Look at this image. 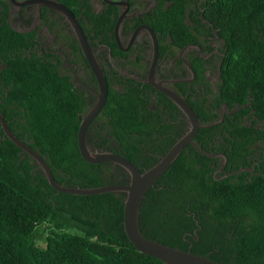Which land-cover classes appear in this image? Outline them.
<instances>
[{"label":"trees","instance_id":"obj_1","mask_svg":"<svg viewBox=\"0 0 264 264\" xmlns=\"http://www.w3.org/2000/svg\"><path fill=\"white\" fill-rule=\"evenodd\" d=\"M59 1L81 17L92 46L123 54L115 38L119 6L105 3L99 13L96 0ZM11 6L10 0H0V112L9 128L47 161L61 185L129 183L122 166L83 158L78 133L93 98L74 86L60 58L41 48L38 33L14 28ZM202 18L211 24L210 35L216 31L226 41L222 81L217 93L197 91L189 102L204 124L222 118L223 100L250 101L256 116L243 117L248 107L201 128L195 145L224 156L210 157L187 145L147 192L140 228L149 239L220 264H264V0H157L149 14L134 19V26L145 22L160 44L169 42L174 57L186 42L199 43ZM192 64L197 82L205 84L200 65ZM106 75L108 99L88 129L91 148L123 156L144 172L189 131L190 123L152 85L114 68ZM243 168L248 169L226 175ZM125 195L58 191L0 121V264H164L130 241ZM39 228L45 229V247L37 244Z\"/></svg>","mask_w":264,"mask_h":264},{"label":"flooded vegetation","instance_id":"obj_2","mask_svg":"<svg viewBox=\"0 0 264 264\" xmlns=\"http://www.w3.org/2000/svg\"><path fill=\"white\" fill-rule=\"evenodd\" d=\"M156 1L157 0H96L94 7L99 13L105 10V3H107L119 6L120 16L123 13L126 14L118 33L120 43L117 41V34L115 31L117 45L123 54L115 56L105 45H98L97 47L92 46L105 72L109 71L110 73L112 68H114L123 76L139 82H142L139 79H148L154 55L153 39L146 28L138 30L140 26L147 24L142 22L134 26V19L149 14L154 9ZM114 2L122 3L116 4ZM11 8V22L14 28L22 32L38 33L42 42L41 48L47 53L61 59V66L67 74L71 75L74 86L81 91L87 92L89 97L93 98V107L97 101L96 91H98V82L97 84L94 83L93 75L88 67L89 63L87 65L84 62L77 50L75 43H79V41L67 17L59 10L38 3L22 7L12 5ZM75 15L80 19L82 24L81 17L78 14ZM191 27L194 28V23H191ZM200 27L202 29L198 31L200 36L199 43L193 41L186 42L182 48L177 50V54L174 57L172 55L175 54V50L168 47L169 42L162 45L164 40L161 44L158 40L159 59L155 77L158 81H166L164 85L176 92H178L177 89H179L178 93L188 102V98H196L195 93L197 91H207L208 89V92L212 91L217 93L222 81L221 68L225 56L224 49L226 41L220 37L216 31L211 35L209 34L212 28L209 21L202 18L198 28ZM202 31H204V33H202ZM168 41H172V39L169 38ZM191 55L193 56L191 57ZM192 62H195L197 66L200 65L199 70L203 72L207 80L205 84L201 83V81L197 82V74ZM222 102L220 106L221 117L223 114H225V117L232 116L236 112L247 109L248 107L250 111L243 115V117L248 119L252 117L251 115H253V117L256 116L254 109H251L252 103L250 101L244 105H239L237 101H233V104H229L227 100H223ZM182 113V118L188 122L183 111ZM88 143L91 147V140L88 139ZM225 163L227 165V159ZM225 163L222 164L221 167H223ZM225 167L223 171H221L220 168V171L224 172ZM247 169L248 168H243L240 170L243 171ZM232 172H227L226 175L229 176L234 174Z\"/></svg>","mask_w":264,"mask_h":264},{"label":"water","instance_id":"obj_3","mask_svg":"<svg viewBox=\"0 0 264 264\" xmlns=\"http://www.w3.org/2000/svg\"><path fill=\"white\" fill-rule=\"evenodd\" d=\"M10 1L12 5H16L19 7L38 3L40 5L54 8L62 12L71 22L79 44L82 48V51L90 67L92 68L98 82V91H96L97 101L93 105V107L83 116L78 133V144L81 154L83 158L90 163H101L110 161L116 165L122 166L130 174V182L127 184H107L90 188L61 185L55 179L54 174L47 161L29 144L22 141L16 134L12 132L3 114L0 112V121L2 123L6 135L36 160V162L44 171L50 184L60 192L70 193L74 195H94L106 192H124L126 194L124 208L125 230L132 244H134V246L140 252L158 258L164 264H220L216 261H213L208 256L193 253L191 249L187 251L181 250L145 237L140 228V212L143 200L147 192L173 165V163L177 160V158L187 145H193L202 154L210 157H215L219 155L224 156V154H207L203 152L202 149L195 145L194 138L201 128H208L214 125L221 124L225 119V114H223L222 118L217 122L204 124L197 112L191 106V104L181 94L165 86L164 83L166 81H158L156 79L155 73L159 59V43L157 35L151 27H149L148 25H142L138 28V30L146 28L150 32L154 44V55L150 66L148 79H138L144 83L152 85L154 88L168 96L175 104H177L186 115L188 121L190 122V129L187 133H185L181 138L177 140V142L171 147V149L164 156H162L155 165L146 169L144 172H141L134 162L114 152L93 150L88 143V129L92 122L96 119V117L101 113V111L105 107L109 94V82L107 79L106 72L94 52V49L80 22V19L76 17V15L69 7H67L65 4L58 0ZM114 3L121 4L122 2ZM125 16L126 14L123 13L120 16L116 25L115 31L117 34L118 43H120L118 39L119 29L123 23ZM225 165L221 167V171L224 170ZM241 171L242 170H238L232 173Z\"/></svg>","mask_w":264,"mask_h":264},{"label":"rangeland","instance_id":"obj_4","mask_svg":"<svg viewBox=\"0 0 264 264\" xmlns=\"http://www.w3.org/2000/svg\"><path fill=\"white\" fill-rule=\"evenodd\" d=\"M45 229L44 228H39L37 230V244L45 247L46 246V239H45Z\"/></svg>","mask_w":264,"mask_h":264}]
</instances>
